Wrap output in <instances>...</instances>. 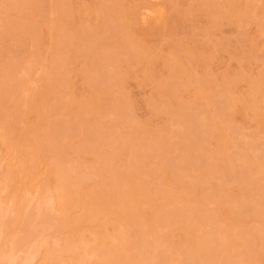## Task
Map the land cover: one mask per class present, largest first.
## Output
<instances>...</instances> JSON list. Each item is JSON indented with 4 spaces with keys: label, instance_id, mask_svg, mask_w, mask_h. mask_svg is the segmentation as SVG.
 <instances>
[{
    "label": "rangeland",
    "instance_id": "374dc122",
    "mask_svg": "<svg viewBox=\"0 0 264 264\" xmlns=\"http://www.w3.org/2000/svg\"><path fill=\"white\" fill-rule=\"evenodd\" d=\"M261 80L264 0H0V264L29 254L27 264H120L137 237L104 197H116L113 181L134 165L150 199L127 210L142 212L143 238L157 245L147 264L185 263L182 220L199 200L195 235L216 226L222 247H233L221 257L254 264L264 241V168L254 172L264 163ZM208 118L216 128L202 133L191 164L181 145ZM199 157L225 170L212 184L199 183Z\"/></svg>",
    "mask_w": 264,
    "mask_h": 264
},
{
    "label": "bare ground",
    "instance_id": "6f19581e",
    "mask_svg": "<svg viewBox=\"0 0 264 264\" xmlns=\"http://www.w3.org/2000/svg\"><path fill=\"white\" fill-rule=\"evenodd\" d=\"M263 83H264V80H263ZM254 84H252L253 87H256L255 85L261 86L262 85V80H261V84H260V81L259 82H256L255 85ZM263 86H261V88L264 89ZM257 87L255 89L256 91H257ZM229 88H231V86ZM261 88L259 89V92L261 91V93H262L263 90ZM227 89L228 88H226V91H227L226 95H227V97H225V102H226V104L229 107H231V105H233V102H235L234 101L235 98H233L232 96L230 97L228 95L232 89H230V90L229 89L227 90ZM251 89L253 90L252 87H251ZM254 93L257 94V92H255V91H254ZM254 97H255V95H254ZM223 100H224V98H223ZM222 103H223V101H222ZM226 104L224 103V105H226ZM254 105L255 104L253 103L252 104L253 108H256V105H255V107H254ZM73 112H75V111H73ZM76 117H77V115H74L72 113V123H71V125H72V128L74 130L76 129V123H77V121L75 122V119H77ZM181 117L182 116H180V118ZM182 118H184V117H182ZM182 118H181V120H182ZM184 120H185V118H184ZM191 120H193V119H191ZM206 120L207 121L209 120V124H208V122ZM263 120H264V118H263ZM189 121L190 120L188 119L187 122L189 123ZM191 122H193V121H190V124H191ZM200 122H202V121H199L198 123H200ZM205 122H207V123H203V124L200 123L198 125V128H197L196 131L195 130H193V131L191 130L190 132L188 131L189 132L188 136H185L187 138L184 140L185 142L183 143V146L181 145V148L180 149H181V151L183 150L182 151L183 152V158L185 157L187 162H188L189 158H190V161H191V158L193 157V154H195L196 152L198 153L200 150H202L204 148L203 147L204 144H203V141H202L203 139L201 140L202 133L204 135V133L206 134L207 132L208 133L209 132H213L214 131L213 129L216 128V123H215L214 119L210 120L208 118V119H205ZM191 126H193V125H191ZM189 128L191 129L190 126H189ZM193 128H195V127H193ZM200 136H201V138H200ZM53 144L55 145V143H53ZM126 144L127 143L124 142V147L125 148H126ZM237 144H238V146H241L242 145L241 143L239 145V142ZM55 146H57V145H55ZM152 146L154 147V150L157 149V151L158 150H164L165 149V146L163 145V143L160 140H155L154 141V144ZM244 146H247V144H245ZM249 147H250V145H249ZM150 148H151V146H150ZM242 148H244V147H242ZM251 148H253V147H251ZM262 148H264V145L262 146ZM150 150L151 149H149L147 151L149 152ZM148 152H146V154L143 153V154H140V155L136 156L138 162H142V161H145L146 159H148L149 158L148 157V155H149ZM190 155H192V157H189ZM156 156L158 158H160L159 155L156 154L155 157ZM187 158H188V160H187ZM199 161H200V157H199V160L197 161L198 164H199ZM111 162L113 163V161H111V159L108 158L104 163L109 166V165H111ZM262 162H264V161L262 160ZM189 163L193 164L192 161L189 162ZM197 163H196V165H197ZM200 163L202 165V162L201 161H200ZM106 165L103 164L104 167H106ZM257 165H259V166L258 167L256 166L255 171H254L255 173L257 171H259L260 168H264V163H260L259 164V161H258V164ZM103 166H102V169L104 168ZM134 166H132L133 168L130 167L131 170L128 173H122V174L121 173H119V174L117 173L118 176H120V177L122 176V181L123 182H121L119 179H116V180L113 181L112 186L115 187V189H117V191H116V194H117L116 197H112L113 198V201H110L112 198L108 200V196H107V199H106V197H104L105 200L107 201L108 206L110 205V203L112 205V206L111 205L109 206V208L111 207L109 210H111L113 208L112 211H114V207L116 205V211L118 210V214H117V212H115V211L114 212L117 215L121 216V217H124V218L125 217L126 218L128 217V220L130 222L129 223V226H130V228H131V230L133 232L132 235L135 234V236L137 237V239H134L135 241H132V240L129 241L128 240V242H127L128 245L125 244L126 245L125 247H127L126 248L127 251H123V253H121V256L120 255H117L116 262H119L121 260V258H119V257H122V260L120 261V264L122 263V261H123L122 264H147L146 263V260H145L146 257H147L146 250H148L149 248H152V247H156L157 246L155 244H151V243L147 242V240L145 238H143L144 229L142 228L143 229L142 230L140 228V224H138L139 223L138 222V218L142 215V212L141 211H135V212L132 213L131 211L128 212V210H127V209H130L131 206L134 203L137 204V203H140L143 200L150 199V198H148L149 197V191H148L149 188H148V185L145 184L147 187L145 185H142V187L141 186L139 187L140 184L138 185V183L135 180V176H136L135 175V172H139V171L141 172L142 169H141V167H138L137 165L135 167ZM187 166H184V167H187ZM206 166L207 165L206 164L204 165V163H203L202 166H199L198 167L199 168V171L201 173V175L199 176V179L198 180H199V183H201V184H204V183H207V182L209 184L210 183L212 184V180L214 178L213 177L214 176L213 174H216L218 172H222L223 173L225 171L223 169V167H222L221 170H218L215 167H211V168L209 167L208 168V166H207L208 169H205ZM62 167H63V169L65 168L64 165H62ZM184 167H182V168L184 169ZM106 168L103 169V170H107ZM225 168H227V167H225ZM181 169H180V171H181ZM66 171L68 173L69 169H66ZM183 171H181V172H183ZM206 171H208L209 174L205 173ZM249 171H252V170L250 169V170H247L246 171L247 174L245 173V175H246L247 178H245V179H246V182H248V184L250 185V184L253 183V180L250 178L251 174L249 173ZM165 174H168V172H166ZM177 176H179V174H176V177ZM72 181L70 180V182H72ZM74 183H75V181H74ZM162 183H164V182H162ZM241 183L242 184L245 183V180H242ZM75 185H76V183H75ZM80 185H79V187H80ZM76 186H78V185H76ZM228 187H230V184H228V182H225L223 185H219L218 186V189L220 191H227L228 190ZM248 188L249 187L247 185L246 187L243 188V191L245 190L246 192H249L248 191ZM194 193H196V192L194 191ZM189 194H190V192H189ZM189 194H188V196H189ZM191 194L193 195V193H191ZM108 195L110 197V194H108ZM112 195L114 196V194H112ZM127 195L128 196L130 195V199L128 198V200H125L128 197ZM186 195H187V193H186ZM186 195H182V196H186ZM96 196H97V199L100 201L99 194H97ZM170 197L171 196L167 197V199H169ZM189 197L186 198V199H189ZM228 198H229L228 195H226L225 197H221L220 198V200H221L220 201V203H221L220 204V208H222V203H224L226 200H228ZM106 201H103V203L106 202ZM108 202H110V203H108ZM125 202H126V204H125ZM239 202H240V204L244 208H248L249 206H255L252 202H245V201H239ZM114 203H115V205L113 206ZM107 204L104 203V206L108 208V206H106ZM192 205H193V207L186 208V209H188L190 211L191 215L189 217H187L185 220H182V221H184L182 224H183V227L185 229V232H184V235H183L184 236L183 237V241L184 242H188V244L190 245L189 246V249L187 251V257L188 258L186 259V261H185L184 264H238L237 257H233L232 254H229L226 257H221L220 254L222 253V251H224V250H228V251L229 250H233V247H231V246L226 247V248L222 247V245L219 242V238H220V235H221V231H220V229L218 227H216V226L210 227V229L208 231H205L203 233L201 239H199L198 234H197V236L195 235V232L196 231H199L201 229L202 223L204 224V222H203L204 221V218L199 214V211H200V209H201V207L203 205V201L202 200L194 201L192 203ZM152 207L154 209H158L159 208V206H156V205H152ZM258 212L260 214L264 213V207H262L261 205H260V207L258 206ZM179 214H181V211H174V212L170 213L168 215V217L171 218L172 216H178ZM168 217H167V219H168ZM167 219H165L163 221H157L156 218H154V217L152 218V220L155 223H157L158 225H160V226H167L169 224V223L166 222ZM214 220L216 221L217 219H214ZM148 230H149V232H155V230H153V229L152 230L148 229ZM258 240L260 242H258ZM261 240L260 239H257V242L259 243V249L254 254V257H255L254 264H258L259 262H261L264 259V250H263L264 241L262 242ZM125 247L123 246L124 249H125ZM30 253H32V252H30ZM122 254H123V256L126 254V256L123 257ZM112 256L115 257L116 255H112ZM112 256H111V258L112 259H115ZM33 257H34V254L33 255L32 254H29V255L25 256V258L22 257V259H24V261L22 263L23 264H25V263L27 264L29 261H31L33 259ZM169 259L170 258H168V257L163 258V260L161 261V264H168ZM112 261L113 260H110V264H111ZM114 262H115V260H114Z\"/></svg>",
    "mask_w": 264,
    "mask_h": 264
}]
</instances>
